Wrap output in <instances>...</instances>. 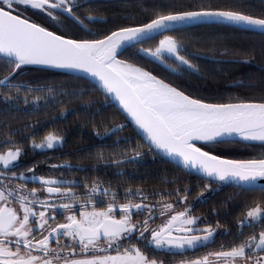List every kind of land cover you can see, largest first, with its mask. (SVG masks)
<instances>
[{"label":"snow or ice","instance_id":"obj_1","mask_svg":"<svg viewBox=\"0 0 264 264\" xmlns=\"http://www.w3.org/2000/svg\"><path fill=\"white\" fill-rule=\"evenodd\" d=\"M108 2L0 0V66L7 69L0 77V116L31 114L42 107L41 101L46 105L63 96L71 103L87 94L84 109L95 108L87 112V124L100 141L88 158L96 163L90 169L65 162L51 165L53 171L87 173L103 167L125 176V166L135 168L151 156L182 171L203 174L201 178L208 182L200 185L198 203L207 201L205 193L228 185L258 190L262 196L244 205L231 241L196 255L216 242L221 224L217 220L213 227L207 218L193 214L190 187L146 191L142 186L113 185L100 175L84 180L65 179L62 171L58 176H37L35 164L16 171L24 148L15 137L23 129L9 128L0 131L5 137L0 139V264H166L159 253L184 257L189 252L193 255L177 264H264V156L236 159L218 150L219 145L239 142H259L264 147V96L235 103L209 102L189 91L190 86L161 78L138 62L141 58L159 61L174 75L200 77L197 61L208 58L190 49L201 37L178 34L207 27L264 37V0H259L258 13L250 10L254 5L246 0L157 2L144 7L140 19L126 15L124 19L131 23L94 31L90 25L108 22L97 14L107 11L101 4ZM69 24L78 31L70 30ZM157 37L161 38L157 41ZM126 52L130 54L125 56ZM229 54L227 48L222 52ZM231 54L241 55L239 50ZM260 54L264 56V47ZM242 55L243 59H211L251 65L246 75H258L261 82L237 83L264 88V61ZM30 72H60L83 84L60 85L57 92L56 85L24 79ZM95 93L102 94L103 101H93ZM112 107L116 111L111 117L102 115ZM117 114L122 122H116ZM5 126L0 121V129ZM129 127L134 135H121ZM24 128L31 129L33 149H53L65 142L55 128L37 141L38 122ZM109 140L110 144L105 143ZM29 183L39 187L29 188ZM245 228L251 229L247 235ZM227 234L232 236L230 230Z\"/></svg>","mask_w":264,"mask_h":264},{"label":"trees","instance_id":"obj_2","mask_svg":"<svg viewBox=\"0 0 264 264\" xmlns=\"http://www.w3.org/2000/svg\"><path fill=\"white\" fill-rule=\"evenodd\" d=\"M174 3L178 0H112L108 3H102L101 7L106 8L107 11H101L98 15L107 17V23H99L90 25L93 30H101L111 28L114 24L118 23H131L126 21L124 17L131 15L136 19H140L145 15L144 7H151L152 4ZM184 3L200 2V0H183ZM205 3L222 4L230 2V0H204ZM247 3L254 5L250 10L259 12L261 10L259 0H246ZM69 29L78 31L72 28L69 24ZM172 34V33H169ZM83 35V33H81ZM184 37L198 36L201 37V42L195 44L190 51H198L208 59H200L197 61L200 64L203 75L200 77H180L174 75L172 69L168 66L161 64L159 61L152 62L151 60L139 59L141 65L146 66L154 74L159 75L168 81L181 83L189 87V91L197 95H202L208 98L209 102H239L241 100H259L264 96V88H250L247 86H240L239 81H244L246 85L249 80L253 82H261V78L257 76L248 77V73L252 66L248 64H227V63H214L211 57L215 56L216 60H230V59H243V53L254 55L256 61L259 63L264 61V56L260 54V50L264 47V37L258 33H250L242 30H232L229 28H207V27H194L188 29L186 32L179 33ZM161 37H157V41ZM216 40L213 44L212 41ZM151 43V42H150ZM148 46V45H145ZM227 48L230 54L222 55L223 50ZM239 50L241 55L233 56L231 53ZM130 53H125L128 56ZM123 58V57H121ZM7 69L0 66V77L5 75ZM31 81L33 84H53L56 85L57 92L60 91V85L65 84H83L82 81H72L60 72H30L26 73L23 77ZM89 95H85L83 99L73 98L71 103L67 102V97H60L59 99H50L45 105L41 101L42 107L37 111H32L31 114L25 112H12L6 116H0V121L5 122L6 126L0 131L7 132L10 129H23L19 136H16L17 141H29L31 137L28 133L31 129L24 128L27 124H34L38 122V135L42 136L47 130L58 129L63 135L67 137L71 143L72 148L85 149V153H80L82 157L85 155L95 154L100 141L95 137L92 127L87 124V112L95 111V108L84 109V104L88 101ZM93 101H103V95L95 93L91 96ZM61 101H65L61 104ZM22 107H24L22 105ZM116 111L115 107L107 109L102 115H108ZM63 113V117H62ZM99 119V117L97 118ZM116 122H122L123 117L116 115ZM121 135H134L131 127L127 128ZM89 136V137H88ZM27 137V139H22ZM0 136V139H4ZM112 139H115L113 137ZM110 141V140H109ZM111 143V142H110ZM109 144V143H108ZM218 150L224 152L230 158L236 159H249L261 158L264 156V147L261 145L246 144L243 142L223 144L218 146ZM79 155V154H78ZM77 155V156H78ZM84 164H89L91 168L96 163L95 160L90 159L84 161ZM90 168V169H91ZM106 171V174H105ZM116 170L100 168L98 171H90L87 178L92 179L100 175L102 179L110 180L113 185L124 184L125 186H142L146 191H160L163 189H170L173 187H183L187 185L191 188L190 199L195 200L193 211L202 215L211 222L220 221L223 227L230 229L232 234L237 230V219L240 213L244 210V205L252 203L254 200H259L262 193L257 191H245L233 186H224L222 190L213 193H205L207 201L204 203L196 202V198L200 192V185L207 183V180L199 176L182 171L174 167L171 163H166L159 157L155 160L151 156L144 157L143 163L137 165L135 168L125 166V176L114 175ZM127 174H131L128 176ZM175 180V184H166L163 181ZM123 190V189H121ZM215 210V211H214ZM219 215H216V213ZM215 240V243L225 242V239ZM192 252L186 253L188 257ZM193 254V253H192ZM173 261V260H171Z\"/></svg>","mask_w":264,"mask_h":264},{"label":"flooded vegetation","instance_id":"obj_3","mask_svg":"<svg viewBox=\"0 0 264 264\" xmlns=\"http://www.w3.org/2000/svg\"><path fill=\"white\" fill-rule=\"evenodd\" d=\"M112 1V0H110ZM96 26V25H95ZM95 31V30H94ZM169 64L172 62L169 61ZM65 136V135H64ZM89 137V136H88ZM23 148H24V154L20 157L19 160V168L16 169V171H24L26 168L32 167L34 164L36 165L34 171L37 176L44 175V176H50V175H59V172L62 171L64 173V178L69 179V180H84L87 178V176L90 175V172H77L74 169L69 170V169H59L57 171H53L51 169V165H60L65 162L72 164V165H81L86 168H91L89 164H84V161H89L90 159L88 158V155H85V157H82L80 153H85V149L81 148H72L71 143L65 136V142L62 145H58L53 149H33L31 147V140L28 142L23 140L21 141ZM111 141H105V143L110 144ZM79 154V155H78ZM78 155V156H77ZM103 168V167H102ZM114 170V168H109ZM29 173H26V175ZM120 176V175H118ZM89 179V178H87ZM24 181H18V183H23ZM28 187H39V184H34V183H29ZM79 192L80 189H77ZM123 190H121L122 192ZM189 203H195V200L189 198ZM193 214L202 216L200 214H197L196 212L193 211ZM58 220H63L62 216L57 217ZM213 227H215V223H213ZM230 230V229H229ZM228 229L223 227L221 225L215 240L220 239L219 237L223 235L221 239H225V243L227 244L229 241L232 240L233 236L236 234H232V236H229L227 234ZM231 231V230H230ZM245 234L247 235L251 229L245 228L244 229ZM259 231V229H257ZM232 232V231H231ZM237 232V230H236ZM221 243H214L208 245L206 248H201L197 250L195 253L196 255H202L205 252L212 250V249H217ZM161 259H164L166 264H174L177 261H179L181 258H187L188 256L185 255L184 257H181L179 255L173 256L172 254H164V253H159L158 254ZM191 256L193 255L192 253L190 254ZM173 260V261H171Z\"/></svg>","mask_w":264,"mask_h":264},{"label":"water","instance_id":"obj_4","mask_svg":"<svg viewBox=\"0 0 264 264\" xmlns=\"http://www.w3.org/2000/svg\"><path fill=\"white\" fill-rule=\"evenodd\" d=\"M233 103H235V102H233ZM243 143L260 145L259 142H243ZM184 171H186V170H184ZM186 172H188V171H186ZM191 174H194V175L199 176V177H202V175H203V174H197V173H195V171L191 172ZM261 183H264V181H261ZM228 186H231V185H228ZM233 187H235V186H233ZM237 188H239V187H237Z\"/></svg>","mask_w":264,"mask_h":264},{"label":"rangeland","instance_id":"obj_5","mask_svg":"<svg viewBox=\"0 0 264 264\" xmlns=\"http://www.w3.org/2000/svg\"><path fill=\"white\" fill-rule=\"evenodd\" d=\"M174 264H177V262H176V263H174Z\"/></svg>","mask_w":264,"mask_h":264}]
</instances>
